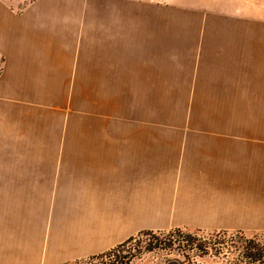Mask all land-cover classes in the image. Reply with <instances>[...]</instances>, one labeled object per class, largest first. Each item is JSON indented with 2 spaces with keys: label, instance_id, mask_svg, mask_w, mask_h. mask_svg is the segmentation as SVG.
Wrapping results in <instances>:
<instances>
[{
  "label": "rangeland",
  "instance_id": "obj_1",
  "mask_svg": "<svg viewBox=\"0 0 264 264\" xmlns=\"http://www.w3.org/2000/svg\"><path fill=\"white\" fill-rule=\"evenodd\" d=\"M0 22L21 27L0 38V168L36 176L0 264H93L144 229L264 235V163L233 150L264 138V0H0Z\"/></svg>",
  "mask_w": 264,
  "mask_h": 264
},
{
  "label": "trees",
  "instance_id": "obj_2",
  "mask_svg": "<svg viewBox=\"0 0 264 264\" xmlns=\"http://www.w3.org/2000/svg\"><path fill=\"white\" fill-rule=\"evenodd\" d=\"M145 254L157 257L158 264H264V235L225 229H144L88 259L93 264H130Z\"/></svg>",
  "mask_w": 264,
  "mask_h": 264
},
{
  "label": "crops",
  "instance_id": "obj_3",
  "mask_svg": "<svg viewBox=\"0 0 264 264\" xmlns=\"http://www.w3.org/2000/svg\"><path fill=\"white\" fill-rule=\"evenodd\" d=\"M20 28L21 27L18 26L17 30L13 28L7 30L0 22V38H2L1 40L5 43L11 42L10 44L13 45L14 43L16 45V43L20 42ZM6 91L7 90L5 88L3 90L4 94L7 93ZM207 103L208 100L205 97L204 115L207 113ZM0 105H3V101H0ZM0 114L4 118L2 111H0ZM1 122L3 123V127H5V119H2ZM261 139L264 140V138L248 136L246 138H240L237 140V146L233 148V150L235 151V155H237L236 167L239 166L240 168H242V165L250 162L252 171L255 173L257 172L258 165L261 162L264 163V144L259 142V140ZM223 141L222 154L230 150L228 144L233 142V140ZM76 165L77 166L75 167V169L72 170V175L69 176V178H73V180L74 176L77 175L79 170L81 169L79 163H77ZM65 171L67 172V174L70 173H68L67 169ZM22 176L27 177L28 179H22ZM35 178L36 176L34 175H22L19 170L16 171L15 169L10 168H0V225L8 224V226H13L16 220H22V206L29 207L30 203H32V199L29 197V194L31 191H36L33 185V180ZM73 183H75V181H73ZM258 214H255L254 218L259 217Z\"/></svg>",
  "mask_w": 264,
  "mask_h": 264
}]
</instances>
